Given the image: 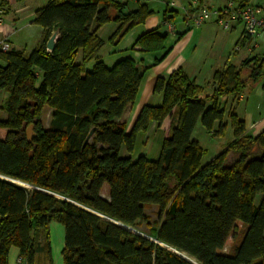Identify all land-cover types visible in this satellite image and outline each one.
Segmentation results:
<instances>
[{
	"label": "trees",
	"instance_id": "trees-1",
	"mask_svg": "<svg viewBox=\"0 0 264 264\" xmlns=\"http://www.w3.org/2000/svg\"><path fill=\"white\" fill-rule=\"evenodd\" d=\"M149 1L138 0L131 10L128 0H49L35 16L45 31L41 44L29 54L0 47V93H6L0 174L24 183L0 177V264H9L13 246L26 264H43L41 254L51 259L52 221L64 226L63 264H264V130L247 135L244 120L231 111L234 139L206 164L204 148L192 137L199 122L215 136L225 133L220 100L262 79L264 59L216 71L210 94L182 67L159 77L155 91L162 103L145 105L130 132L124 114L145 67L125 58L111 68L100 60L86 68L104 45L99 29L118 22L113 42L127 22L128 33L155 13ZM165 38L152 29L135 44L152 51ZM245 72L250 77L242 81ZM45 108L51 109L48 126ZM166 119L170 131L157 159L121 156L122 147L134 151L137 135L152 122L160 126ZM104 184L108 198L101 193ZM152 206L158 209L156 234L140 230ZM232 235L230 250L222 252Z\"/></svg>",
	"mask_w": 264,
	"mask_h": 264
},
{
	"label": "crops",
	"instance_id": "crops-1",
	"mask_svg": "<svg viewBox=\"0 0 264 264\" xmlns=\"http://www.w3.org/2000/svg\"><path fill=\"white\" fill-rule=\"evenodd\" d=\"M48 1L4 0L6 12L3 24L0 26V36L5 37L12 48L24 50L29 54L45 38L44 28L35 22V16L37 11L45 6ZM228 1L150 0L149 4L155 13L148 17L144 23L134 26L117 45L114 44V41L112 42L111 38L120 26L118 22L107 23L99 29L98 33L101 37L100 32L102 30L105 29L108 32L111 41L108 40V42L112 45H108L102 37L104 45L97 53V58L86 64L88 70H91L99 60L111 68L116 62L125 58H131L140 66L145 67L135 100L124 114L126 132H130L145 105L156 104L155 101H157V105L162 103V93L155 91L159 77H167L174 70L182 67L191 79L203 86L205 94H210L215 89L213 77L216 71L222 70L230 64L240 67L244 60L254 56L264 59V31L257 38V46L252 47L243 40L244 29L241 23H235L229 30H224L214 19L199 27L189 25L192 23V17L199 6L202 8H219ZM259 1L250 0V5L253 6V3H258L256 5L259 6L255 7L264 8V4ZM137 2L138 0H128V9H135ZM171 3H175V5ZM167 9L171 12L165 14ZM180 15L181 17H179ZM139 27H143V29L137 35L135 31ZM152 29L166 35L163 47L152 51L142 50L135 44V40L139 35ZM236 46L239 48L235 49ZM103 48L104 51L102 52ZM249 77L250 74L246 80H249ZM220 102L226 110L224 122L227 125H229L228 115L233 111L240 119L244 120L247 135L257 136L264 130V76L259 81H249L247 88L239 96L230 95L221 99ZM47 110L51 112L50 108ZM167 122L168 125L165 127ZM199 124L201 123L199 122ZM170 125V119H166L160 126L156 122H152L149 130L140 134L146 139L158 130H162L163 142L169 134ZM217 126L218 122L215 124V128ZM195 130L192 134L193 138ZM230 130L233 134V140L234 131L231 126ZM104 192L107 193L106 198H108L109 187L107 184L102 187V196ZM49 232L51 259H47L41 254L40 258L43 264H55L52 256L55 249V235L58 239L57 249L60 253H62L65 245L64 226L59 225L57 221H52L49 224ZM18 257L19 249L13 246L9 252V264H17ZM60 258V264H63V255H60Z\"/></svg>",
	"mask_w": 264,
	"mask_h": 264
},
{
	"label": "rangeland",
	"instance_id": "rangeland-1",
	"mask_svg": "<svg viewBox=\"0 0 264 264\" xmlns=\"http://www.w3.org/2000/svg\"><path fill=\"white\" fill-rule=\"evenodd\" d=\"M169 1H172V0H169ZM175 1H179V0H175ZM259 2L264 4V1L260 0ZM256 4H258V3H253V6H259ZM160 6H161V4H160ZM179 17H181V15ZM142 29H143V27H139L135 31V33H137V35H138ZM100 34L106 40L108 45H112V44H109V42H108V40L110 41V37H109L108 32H106L105 29H104V31L102 30L100 32ZM103 51H104V48L102 49V52ZM77 60L78 61L80 60V55H78ZM214 84H215V88H217V83L214 82ZM5 96H6L5 92L0 93V105L1 106L3 104ZM155 103L156 104H153V105H157V101H155ZM47 109L48 108H45L43 110V113H42V120H43V124L45 126H48L50 114H51V112ZM0 118H2V119L6 118V113L3 110H0ZM167 125H168V122L166 123L165 127H167ZM4 135H5V130L0 128V136H4ZM33 135H35L34 130L31 134V138ZM162 138H163V131L162 130H158L155 134H153L152 136H150L149 138H146V139L143 138L142 134H140L137 137L136 146H135L134 151L132 153H129V152H127L125 147H122L120 154H121V156H131L133 159H136L138 156H140L142 154L146 155L150 159H157L159 157L158 153L161 149ZM194 138L199 140L200 145L205 150V153L202 157V164H206L210 160L215 158L220 153V151H222L223 148L231 142V140L233 138V134L230 130V124L227 125L225 133L223 135L221 134V135H218L215 137V135L212 133V131H208L201 124L198 123L197 128H196L195 133H194ZM105 192H107V191H105ZM105 192L103 193V196L106 198L107 193H105ZM145 213L148 216V218H147L148 221H147V223L140 225V230L143 232H147V233L151 232L152 234H156L157 229H158L157 222L159 221L157 207L156 206L149 207L148 209L145 210ZM57 223L59 225L63 226L61 223H59V222H57ZM239 229H242V223L241 222H239V224H238V230L237 231H239ZM54 240H55V249H54L53 254H52L53 261L55 264H57V263L60 264L61 263L60 255H62V253H60L57 249L58 239H57L56 235L54 237ZM233 243H234V238L232 235L229 238L227 245L222 250V252H224V253L228 252Z\"/></svg>",
	"mask_w": 264,
	"mask_h": 264
},
{
	"label": "built area",
	"instance_id": "built-area-1",
	"mask_svg": "<svg viewBox=\"0 0 264 264\" xmlns=\"http://www.w3.org/2000/svg\"><path fill=\"white\" fill-rule=\"evenodd\" d=\"M175 5V3H171ZM6 12L4 0H0V26L3 24ZM215 20L224 30H229L235 23H241L244 31V41L252 47L257 46V38L264 31V8H258L252 5L241 7L234 0H229L224 6L219 8H200L192 17L190 26L199 27L204 23ZM0 47L7 51L11 44L5 37L0 36ZM236 46L235 49H238ZM49 51V50H48ZM0 177H5L0 174ZM17 264L24 263L22 257L17 258Z\"/></svg>",
	"mask_w": 264,
	"mask_h": 264
},
{
	"label": "water",
	"instance_id": "water-1",
	"mask_svg": "<svg viewBox=\"0 0 264 264\" xmlns=\"http://www.w3.org/2000/svg\"><path fill=\"white\" fill-rule=\"evenodd\" d=\"M131 23H132L131 21L127 22V23H126V24H125V25L119 30V32L117 33V36H116V38H115V40H114V44H115V45H117V44L121 41V39L126 35L127 31L129 30V28H130V26H131ZM57 34H58V33H57L56 31L53 32L52 35L49 37V39H48L47 42H46V47H47V49H48L49 51H52V50L54 49V47H55ZM249 74H250V73L242 74V75H241V80H242V81H245V80L248 78ZM94 131H95L94 128L90 131V133H89V135H88V137H87L85 143L89 141V139H90V137L92 136V134L94 133ZM32 132H33V124H30V125L27 127V129H26V135H27V139H28L29 142H31V134H32ZM30 156H32V153H30ZM3 178H8V177H3ZM8 179H9V180H12V181H15V182H17V183H20V184H24V183H22V182H20V181H16V180H13V179H10V178H8ZM122 226H123V225H122ZM136 232H137V231H136ZM175 251H176V250H175ZM176 252L179 253L181 256H183V257H185V258H187L188 260H190V261L193 262V260H192L191 258L185 256L184 254L180 253L179 251H176Z\"/></svg>",
	"mask_w": 264,
	"mask_h": 264
}]
</instances>
